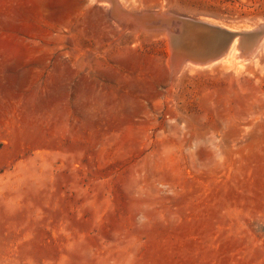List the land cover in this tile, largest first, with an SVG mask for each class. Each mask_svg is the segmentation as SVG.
I'll use <instances>...</instances> for the list:
<instances>
[{
  "label": "rangeland",
  "instance_id": "obj_1",
  "mask_svg": "<svg viewBox=\"0 0 264 264\" xmlns=\"http://www.w3.org/2000/svg\"><path fill=\"white\" fill-rule=\"evenodd\" d=\"M103 2L0 0V264H264V42L178 71L131 17L264 0Z\"/></svg>",
  "mask_w": 264,
  "mask_h": 264
},
{
  "label": "water",
  "instance_id": "obj_2",
  "mask_svg": "<svg viewBox=\"0 0 264 264\" xmlns=\"http://www.w3.org/2000/svg\"><path fill=\"white\" fill-rule=\"evenodd\" d=\"M131 17L140 28L166 32L172 69V66L179 69L189 61L200 65L215 62L231 48L236 38L241 55L253 53L264 42V21L252 24L250 29H232L169 11H132ZM249 43L252 45L247 46Z\"/></svg>",
  "mask_w": 264,
  "mask_h": 264
},
{
  "label": "bare ground",
  "instance_id": "obj_3",
  "mask_svg": "<svg viewBox=\"0 0 264 264\" xmlns=\"http://www.w3.org/2000/svg\"><path fill=\"white\" fill-rule=\"evenodd\" d=\"M96 2H103L104 0H95ZM123 0H115V7H116V9L119 11V12H121L122 11V8H121V3L123 4V2H122ZM104 3V2H103ZM107 4V3H106ZM126 9V8H125ZM115 11V10H114ZM125 11V10H124ZM117 12V11H116ZM118 13V12H117ZM129 14V13H128ZM126 17V16H125ZM128 19V18H127ZM207 20V19H206ZM212 23H214V24H217V25H220V26H223V27H227V28H232V29H234V28H239V29H250L251 28V26L252 25H247V24H239V23H219V22H215V21H211ZM237 38L236 39H234V41L232 42V46H231V48H229L224 54H223V56L221 57V59L223 60V62H228V63H230V62H235L236 60H238L237 59V57H238V55H237ZM251 45H252V43H251ZM236 59V60H235ZM211 63V62H210ZM210 63H208V64H210ZM190 64H192V65H194V66H196L195 64H194V62H185V63H183V65H182V67L183 68H186V67H189L190 66ZM199 65V64H198ZM199 66H201V65H199ZM176 69H177V67H175ZM182 68L180 67V69H178V71L179 70H181Z\"/></svg>",
  "mask_w": 264,
  "mask_h": 264
}]
</instances>
